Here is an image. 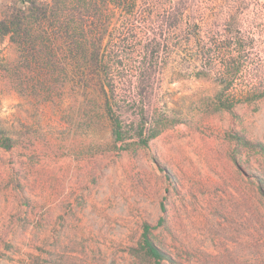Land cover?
<instances>
[{
	"label": "rangeland",
	"instance_id": "374dc122",
	"mask_svg": "<svg viewBox=\"0 0 264 264\" xmlns=\"http://www.w3.org/2000/svg\"><path fill=\"white\" fill-rule=\"evenodd\" d=\"M26 4L0 0V19ZM233 13L203 12L204 30ZM60 59L47 75V59L0 36V126L14 141L0 146V264H264V98L232 113L214 73L172 60L147 104L161 132L120 150Z\"/></svg>",
	"mask_w": 264,
	"mask_h": 264
},
{
	"label": "trees",
	"instance_id": "16d2710c",
	"mask_svg": "<svg viewBox=\"0 0 264 264\" xmlns=\"http://www.w3.org/2000/svg\"><path fill=\"white\" fill-rule=\"evenodd\" d=\"M22 1L27 4L0 19V36L47 59V75L60 54L62 74L71 69L76 86L103 110L117 149L147 146L161 132L147 104L172 60L179 74L188 68L195 77L214 73L218 103L232 113L239 103L264 98V84L257 85L264 76V0ZM220 9L235 13L224 30L206 32L203 12ZM13 145L0 126V146ZM152 227L144 225L143 248L159 261L164 253L150 237Z\"/></svg>",
	"mask_w": 264,
	"mask_h": 264
}]
</instances>
